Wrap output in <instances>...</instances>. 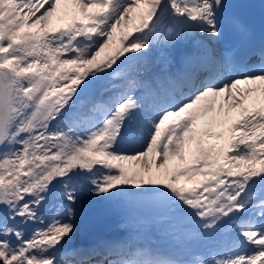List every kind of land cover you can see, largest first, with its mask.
Masks as SVG:
<instances>
[{"label":"snow or ice","instance_id":"obj_1","mask_svg":"<svg viewBox=\"0 0 264 264\" xmlns=\"http://www.w3.org/2000/svg\"><path fill=\"white\" fill-rule=\"evenodd\" d=\"M236 6L0 0V264H264V24ZM111 206L125 234L75 243Z\"/></svg>","mask_w":264,"mask_h":264},{"label":"bare ground","instance_id":"obj_2","mask_svg":"<svg viewBox=\"0 0 264 264\" xmlns=\"http://www.w3.org/2000/svg\"><path fill=\"white\" fill-rule=\"evenodd\" d=\"M80 17L78 16V19ZM52 22H55V26H58L59 24L62 23V21H59V20H53ZM124 24V23H123ZM50 27V26H49ZM52 27V26H51ZM127 25H120L116 30L115 32L119 33L121 35L122 32H125V31H129L130 29H127L126 28ZM118 44V42L116 43H112L111 45H109L108 48H106L104 51L107 52V51H111L112 48H114L116 45ZM103 52L101 53V56H103ZM155 57V52L151 53L149 55V59L152 60L154 59ZM253 86V85H251ZM241 88H246V87H249V85H241L240 86ZM225 107H227V105H225ZM214 115V113H208L206 116H203L201 118H199L198 120V123L201 127H207L209 128L212 132H213V128L214 127H218L219 130L218 132H221V131H224L225 128H223L222 126L223 125H220V124H214L212 121H211V117ZM237 117V114H234V110H230L229 111V122H231L232 119H235ZM214 133V132H213ZM204 139L210 143H215V144H219L217 143L219 140H217L215 137H204ZM125 163L126 166H129L128 163L130 162H123ZM179 164V161L176 160V162H174V160L172 161V163L170 164V168H174L176 165ZM136 167H138V165H136ZM182 179V178H181ZM100 207H104L103 205H100ZM106 213L104 211L100 212L98 215L102 217V220H100V222H102L101 226L104 227L105 225H108L106 229H108L111 234L113 235V237H118V236H123L126 232V230L122 229L121 226H120V221H121V214H120V210H114L111 207H107L105 209ZM96 226H99L98 224H95ZM89 232V227L86 226L85 224L82 225V227L80 229L77 230V233H76V236H83L85 233ZM113 237H109V238H113Z\"/></svg>","mask_w":264,"mask_h":264},{"label":"rangeland","instance_id":"obj_3","mask_svg":"<svg viewBox=\"0 0 264 264\" xmlns=\"http://www.w3.org/2000/svg\"><path fill=\"white\" fill-rule=\"evenodd\" d=\"M122 25H124L123 23H122ZM50 27L52 26H55V22H52L50 25H49ZM127 29H130L131 28V25L129 24V25H127V27H126ZM119 37H120V35H119V33H117V32H115L114 31V41H113V43H116V42H119ZM213 131H214V133L215 132H217L218 131V128H216V127H214L213 128ZM225 141H224V139H220L217 143H219V144H222V143H224ZM174 162H176V160H174ZM130 163H128V165H129ZM178 183H180V184H184L185 182H184V180H183V178L182 179H180L179 181H178ZM186 186H190V184L189 185H186ZM100 206V205H99ZM107 208V207H106ZM105 208V209H106ZM112 208L114 209V210H119V208L118 207H116V206H112ZM104 212L106 213V211L104 210ZM100 220H102V217H101V215L99 216L98 214L96 215V217L92 220V221H90V222H88L87 224H85V222H83V221H81V220H77V224H78V229H80L81 227H82V225L83 224H85L86 226H90V230H92L93 231V229L94 228H96L97 226L95 225V223L96 224H100Z\"/></svg>","mask_w":264,"mask_h":264}]
</instances>
